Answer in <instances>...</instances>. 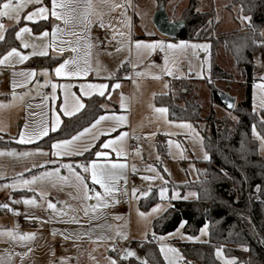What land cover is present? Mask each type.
Here are the masks:
<instances>
[{
    "label": "rangeland",
    "instance_id": "obj_1",
    "mask_svg": "<svg viewBox=\"0 0 264 264\" xmlns=\"http://www.w3.org/2000/svg\"><path fill=\"white\" fill-rule=\"evenodd\" d=\"M231 1H203L204 9L214 13L215 29L213 35L219 42H221L220 39L224 40V36L245 31L248 23V19H243L244 16L239 13L237 7L230 6ZM187 3L188 0H171L166 10L170 16L174 15L176 18L187 6ZM145 10L146 8L137 14L140 27H143ZM200 10L204 12L201 8V1ZM129 11L133 15L131 7ZM261 37L264 38V28L261 30ZM181 42H186V46L165 50L162 57L149 56L143 62H141L142 60H134L136 81L132 83L122 82L121 91L129 92L130 86L134 85L132 137L136 141V147L133 156V172L137 176L134 185H138V187L137 191L133 193V200L135 204H139L142 197H146L153 190H157L159 202L154 206L157 210L153 211L154 208H152L149 212H144L138 209L139 211L131 214L127 208L117 202L116 198L105 203L109 206L107 214L101 220L97 219L95 215L98 208L92 204V200L95 198V189H89V196L92 198H85L83 187L75 181L69 171L65 175L68 177L67 181L54 179L53 181H38L36 184L23 185L19 183L20 180L31 179L35 175V171L30 172L35 169L33 167L35 155L30 157L0 156V205H7V207H0V233H2L0 234V264H14L15 246L33 243H37L34 252L36 264H54L56 259L54 256L58 255L60 264H111L112 260L116 261V254L119 249L116 244L118 242L128 243L124 248L123 257H127L126 259L133 258L143 264L145 261L146 264H151L141 252L142 244L148 242L151 237L155 238L165 264H186L182 252L175 242L196 245L208 240V225L203 226L196 236L184 233V222L183 227L180 225L176 231L170 233L171 235L155 236L153 233V221L172 207L174 202L196 198V192L186 191L182 193L179 187L198 179L195 161L209 159L200 131L191 122L171 121L168 112L165 116L154 111L156 108H162L156 106L154 99L157 95L169 94L172 81H186V85L195 88L202 106L204 119L213 110L217 118L228 116L237 122L238 116L235 112L228 110L223 104L219 105L212 102L211 86H214L221 94L233 97L236 105H238L245 97V80L240 74L233 56L225 50L224 41L218 46L215 58L213 56V44L210 40L171 41L170 43L179 45ZM191 45H208L209 47L207 49L192 48ZM120 54H118L119 58L124 59L122 61H126L130 66L129 48L123 47ZM115 58L114 61L118 59ZM254 62L252 105L253 109L262 115L264 114V87H262L264 86V55L257 53ZM214 64L232 75L230 85L226 82H214L213 84L208 82L212 80ZM140 65L144 66L140 67ZM169 71L171 75L168 74ZM137 73L140 74L137 75ZM149 88L153 90L152 95L144 92L145 89ZM203 126L204 123L202 122L201 127ZM253 129H255V134ZM253 129L252 136L256 139L259 154L264 160V138L256 127ZM158 138H162L161 142L165 145L163 154L157 147ZM42 151L45 152V150ZM0 152L19 154L35 152V150L10 151L0 148ZM206 155L208 159H205ZM26 169H30V171ZM60 169H62L59 171L60 173L65 170L64 168ZM80 174L86 176L87 173L81 172ZM144 177L155 178L148 180ZM85 183L87 184L86 178ZM5 185L14 186L5 187ZM139 188L140 190H138ZM161 189L167 190L163 198L160 194ZM24 191L28 194L17 195ZM35 193L38 196H35ZM29 199H34L36 203L25 204L24 201ZM49 202L55 204L56 207L54 209L49 208ZM36 221L41 226L55 225L58 228L83 224L95 227L101 221L105 231L107 230V238L112 240V243L105 245L104 248L103 245L95 246L101 251H93V254L88 251L87 244L79 243L75 247H71L66 244L60 246L58 243H49L46 232H35V228L39 227L35 225ZM6 230H11L12 235L16 238L13 239ZM20 234L34 235L29 239H20ZM160 237H164V239H160ZM187 237L196 239L189 240ZM54 239L61 240L57 236ZM161 245L166 246L164 253L160 250ZM169 247L177 249L178 253L168 252L167 248ZM217 250H220L221 255H217ZM128 251L134 252L135 255L127 256ZM111 252L113 254H110ZM66 253L67 255L70 254L69 258L64 257ZM165 255L168 256V260H165ZM215 257L221 264H228V262L235 264V260L229 258L222 247L215 249Z\"/></svg>",
    "mask_w": 264,
    "mask_h": 264
},
{
    "label": "trees",
    "instance_id": "obj_2",
    "mask_svg": "<svg viewBox=\"0 0 264 264\" xmlns=\"http://www.w3.org/2000/svg\"><path fill=\"white\" fill-rule=\"evenodd\" d=\"M4 1L0 0V4ZM156 1L158 8H167L171 0ZM200 1L188 0L187 6L174 18V21L184 22L185 27L176 38L170 40H210L214 58L218 46L224 41L225 50L233 56L245 80V97L233 110L238 116L237 122L228 116L217 118L213 110L204 119L195 88L186 85V81H172L169 94L155 97L156 106L167 108L171 121L191 122L200 131L209 159L195 161L198 179L179 187L182 193L196 192V198L174 202L172 207L153 221V233L155 236L168 235L184 222V233L196 236L203 226L208 225L206 242L196 245L175 242L182 252L184 263L221 264L215 257V249L222 247L227 256L235 260V264H264V160L259 154L258 143L252 136V129L256 127L264 138V114L259 115L252 105L254 57L257 53L264 55V38L261 37V30L264 28V0H232L230 6L237 7L242 16L248 17V23L245 31L224 36V40L220 39L221 42L213 35L214 13L202 12ZM50 27V22H40L34 24L33 30L39 33ZM15 31L16 27L11 28L5 39L0 41V58L11 49L19 47ZM60 61L61 59L53 57L36 58L29 66L53 67ZM214 82H226L230 85L232 75L214 64L211 83ZM220 93L211 86L212 102L222 105ZM104 102L105 97L100 96L87 99L82 112L64 118L61 128L37 145L49 148L54 141L68 139L88 127L104 112ZM115 110L118 111V108L115 107ZM161 139L158 138L157 147L163 154L165 145ZM0 148L21 146L7 137H0ZM97 148L82 159L92 160ZM25 194L28 192L17 195ZM158 202L157 190H153L150 195L141 198L139 206L146 212ZM141 252L149 263L165 264L155 238L151 237L148 242L143 243ZM122 257L118 259L119 264H143L133 258Z\"/></svg>",
    "mask_w": 264,
    "mask_h": 264
},
{
    "label": "crops",
    "instance_id": "obj_3",
    "mask_svg": "<svg viewBox=\"0 0 264 264\" xmlns=\"http://www.w3.org/2000/svg\"><path fill=\"white\" fill-rule=\"evenodd\" d=\"M203 1L204 0H201V8L204 12H207L208 10H205L203 7ZM18 2H20V0H13L14 4ZM84 2L85 0H81V7L77 9V14L84 11ZM115 4L122 5V7L113 8L112 5ZM91 5V14L89 16L91 23L86 29L84 24L78 21L71 25H65L63 21L56 20L52 17L51 0H40V3H36L35 0L30 3L27 2V0H24V6L19 9V22H17L14 18L0 17V23L4 25V28L2 29L4 39L7 32L11 28L16 27L15 39L19 44V47L16 49L22 54L29 56V58L23 62H20L18 57L12 56L4 64H0V104L4 105L3 107H0V137H7L21 146V148H11L6 150H35V152L37 150H45L44 153H47L48 155H35V164L44 165L42 168L35 167V169L30 171H35V175H38L42 171H51L57 166L60 169L62 168L60 167L62 164H72L74 170L81 173L83 172V169L77 167V165H88L92 161L104 163L105 158H98L95 154L94 158L90 161H84L82 159L84 155L91 152L96 147H98L96 152H109L110 155L107 158L109 161L113 163L125 164L126 167L124 169L115 170L118 177V179H116L113 183L115 191L107 196L104 195V190L100 187V185L93 183L90 173H87L86 176H84L86 178L88 189L94 188L96 192L101 193L102 199L99 203L95 198L92 200V204L96 205L98 208L95 216L97 219L101 220L103 216L107 214L109 208L108 204L105 206V203H108L111 199L113 200L117 198L116 189L120 179L126 180L128 191L132 200L129 206L124 207L127 208L131 214L136 213L139 211L138 209H140L139 204H135L133 200V189L135 188V191H137L138 187V185H134L136 184L137 176L133 172V156L136 147V141H134L132 137V111L134 107L132 99L134 85L130 86L129 92L121 91L122 82L132 83L133 81H136V78L134 77L136 72L134 60H142L141 62H143L145 59L149 58V56H156V58H159L162 57L163 51L157 48L149 53L145 49H137L136 42L141 41L143 43H152L160 40L165 43H170L173 40L162 36L153 25L154 15L152 16V13L155 11V14L159 9L156 0H91ZM39 7H45L49 10L47 19L36 18L33 21L25 19L28 13L33 12ZM130 7L133 10V15L129 11ZM145 8L146 13L144 14L142 22L143 27H140V21L137 14H140L141 10ZM57 10L60 11V9ZM14 15L15 14H13V16ZM99 20L103 21V27L100 26V23L98 22ZM40 22H50L51 27L36 33L33 30V26L34 24ZM57 26L59 29H64V31H57L56 39L53 41L52 31L53 28ZM21 27H28L31 31L30 33L22 34L21 38L18 39L16 33ZM44 32H47L48 35L42 36L41 34ZM72 32H75L77 35H70ZM68 41H71V44L67 43ZM23 43H27L29 47L24 48ZM72 47H76L78 49L77 52H72ZM123 47H126V49L129 48L128 58L130 60V66L126 63V61H122L124 59L119 58L118 54H120ZM61 48L64 49L62 52L59 50ZM45 50L47 51V55H32L33 52L39 53ZM7 53H5L2 57H4ZM43 57L58 58L61 59V61L53 67L29 66L33 59ZM114 57L118 59L115 58L116 61H114ZM65 60H75L81 68L85 67V62H87V66L90 70L86 76L57 77L54 69ZM77 64L67 65L66 70H75ZM144 65H140V67ZM20 73H34V75H20ZM14 81L18 85L15 88L12 86ZM51 84H56L58 86L55 92H53ZM64 84L71 85V88L65 90L59 87ZM81 84H105L107 87L103 89V96L95 90H91V95H84L80 89ZM115 84H119L120 86L118 88H113V85ZM85 91L90 90L85 89ZM144 92L148 95L153 94V90L150 88L145 89ZM13 93H15V98H13ZM73 93L84 105V107L79 111H75L76 102L73 99ZM66 94L67 104H65ZM94 96L105 97V102L102 105L104 112L100 114L95 121L101 116H124L126 117V122L116 126L115 131L107 132V128L116 125L117 122L114 120L101 121L95 129H92L90 133L75 142L81 147V150H83L84 147H88V151H84L82 155L63 157L53 156L52 144L60 140L51 143L49 148L37 145L49 134L57 132L61 128L64 118H70L82 112L86 106V100ZM45 97H47V99H45ZM122 97L124 98L123 103L125 104V107L123 108L121 107ZM115 107L118 108V111L115 110ZM62 108H65L68 111H73L74 114L66 116L64 115ZM54 115H59L61 123L55 131H52L51 124L53 122ZM95 121H93L86 128H89ZM25 125H27V127H25ZM45 125L49 127V132L46 136L34 139L31 142H19L21 132H24L27 136L29 133L40 129ZM97 132L104 134H100L98 138L93 140L92 136ZM121 133L127 134L122 142L126 155L118 157L111 149L102 148L105 141L113 139ZM75 135H77V133ZM132 140L133 142H131ZM45 161H55V163H45ZM64 169L63 173L59 172V175L65 176L68 174L69 170L66 168ZM60 171H62V169H60ZM138 190H140V188ZM35 196L38 195L35 193ZM152 208H154V206ZM39 224L40 223L38 222L37 225L39 227L35 228V232H46L49 243H58L60 246L66 244L71 247H75L79 243L87 244V249L90 254H93V251H101L100 248H95V246L103 245L104 248L105 245L112 243V240L107 238V230L105 231L101 221L99 222V225L96 224L95 227H89L86 224H83L74 225L73 227L58 228L55 225L41 226ZM55 236L61 238V240H55ZM36 245L37 243L15 246L14 264L35 263L34 252ZM110 254H113V252ZM64 257L69 258L70 254L67 255L66 253L64 254ZM54 259V264H60L59 255L54 256ZM116 261L117 264H119L117 256Z\"/></svg>",
    "mask_w": 264,
    "mask_h": 264
},
{
    "label": "snow or ice",
    "instance_id": "obj_4",
    "mask_svg": "<svg viewBox=\"0 0 264 264\" xmlns=\"http://www.w3.org/2000/svg\"><path fill=\"white\" fill-rule=\"evenodd\" d=\"M27 2H33V0H27ZM36 3H40V0H35ZM52 4V9H51V16L54 17L56 20H61L65 25H71L74 22H80L84 24L85 29L88 27V25L91 23L89 20V16L91 14V0H85L83 4L84 11L80 12L77 14V9L81 7V0H51ZM24 6V0H20L18 3H13V0H5L2 4H0V17H8V18H14L17 22H19L20 16H19V9H21ZM113 8L116 7H122V5L115 4L112 5ZM57 9H60L58 11ZM49 10L45 7H39L35 9L33 12H30L27 14L25 17L26 20L33 21L36 18H43L47 19ZM13 14H15L13 16ZM243 19L247 20L249 19L248 17H243ZM100 26L103 27V21L99 20ZM4 28V25L0 23V40L4 39L2 29ZM30 29L28 27H21L19 31H17L16 36L17 38H21L22 34L24 33H30ZM57 31H64V29H59L58 26L53 28L52 31V37L53 41L56 39ZM42 36H47L48 33L44 32L41 34ZM72 36H76L77 34L75 32L70 33ZM67 43L71 44V41H68ZM186 42H181L179 45L171 44V43H165L164 41H154L152 43H143L141 41L136 42V48L137 49H145L149 53L151 51L156 50L157 48L160 49L161 51H165L168 49H173V48H178V47H185ZM23 47L27 48L29 45L27 43H23ZM192 48H203L207 49L209 46L208 45H191ZM55 50V49H54ZM61 52L64 50L63 48L59 49ZM76 47H72L71 51L72 52H77ZM47 55V51H41L39 53L33 52L32 55ZM16 56L19 58L20 62H23L29 58L28 55H24L21 52H19L17 49L13 48L11 49L4 57L0 58V64H4L10 57ZM69 64H77V61L75 60H65L63 63H61L58 67L54 69L55 75L57 77L60 76H86L88 74V71L90 70L89 67L87 66V62H85V67L81 68L78 64L75 70H66V66ZM140 73H137L139 75ZM169 75H171V72H168ZM20 75H34V73L31 74H26V73H20ZM158 78V77H157ZM13 88L17 87L18 85L13 82ZM120 85L115 84L113 85V88H118ZM51 87L53 89V92H55L56 88L58 87L56 84H51ZM59 87L68 90L71 88V85L69 84H64L60 85ZM107 85L105 84H81L80 89L81 92L84 95H91V90L98 91L101 96L104 95L103 89H105ZM264 87V86H262ZM85 89H88L90 91H85ZM73 99L76 102V108L75 111H79L81 108L84 107L83 103L80 102V99L75 96V94H72ZM13 98H15V93H13ZM47 99V97H45ZM123 97H122V103L121 107H125V104L123 103ZM65 104H67V94L65 96ZM4 105L0 104V107H3ZM231 106V105H230ZM62 111L64 112V115L66 116H71L74 114L73 111H68L65 108H62ZM157 113H160L162 115L167 114V108H156L154 109ZM104 120H114L116 121V125L110 126L107 128V132L115 131L116 126H119L120 124H123L126 122V117L124 116H101L99 119H97L89 128L83 129V131L77 133V135L71 137L70 139L67 140H60L56 143L52 144V155L56 157H63V156H71V155H82L84 151H88V147H84L83 150H81V147L76 144V141H79L81 137L85 136L86 134L90 133L92 129H95L97 125L101 123V121ZM61 123L59 115H54L53 122L51 124V130L55 131L59 124ZM186 127H191L190 125H185ZM27 127V125H25ZM254 134H255V129H253ZM49 132V127L45 125L44 127L33 131L29 133L27 136L25 135L24 132H21L20 134V143H25V142H31L34 139H39L42 136H46ZM100 134H104L101 132H97L92 136V139L95 140L98 138ZM127 134L126 133H121L117 137L107 140L103 143L102 148L104 149H111L113 152L116 153V155L123 156L126 155V152L124 151L123 148V140ZM43 155L46 156L48 155L47 153L42 152L41 150H37L36 152H23V153H15V152H9V153H4L0 152V156L3 155H10V156H21V157H30L34 155ZM96 157H103L105 158L104 163H98L97 161H92L88 165H77V167H80L83 169L84 173H90L91 180L93 181L94 184L100 185L101 188L104 190V195L107 196L115 191V188L113 186V183L116 179H118L116 175L117 169H124L126 167L125 164L122 163H113L109 161L107 158L109 157V152L107 151H97L95 153ZM205 159H208L207 155L205 156ZM45 163H55V161H45ZM33 167H44L43 164L37 165L33 164ZM62 168H66L69 170V172L72 174L74 177L75 181L79 182V185L83 187L85 198L90 199L92 197L89 196V189L87 184L85 183V177L82 176L79 172H76L73 168L72 164H62L60 165ZM30 171V169H26ZM59 168H54L51 171H44L41 172L39 175H33L31 179H22L19 181V183L23 185H31V184H36L38 181L43 182V181H53L54 179H59L61 181H67L68 177L66 176H60L59 175ZM154 171V169H153ZM155 177H144V179H154ZM14 185H5V187H11ZM166 189H161V197L163 198L165 195ZM133 193H135V189H133ZM95 199L98 201V203L101 201V193L100 192H95L94 193ZM25 204H34L36 201L34 199H29L24 201ZM106 206V205H105ZM0 207H7V205H0ZM49 208H55L56 205L49 202L48 203ZM95 207V206H94ZM159 208V206H157ZM157 209L154 208L153 211H156ZM141 215H144V213H141ZM181 227H183V223L181 224ZM7 234L12 236L13 239L16 237L12 235L11 230H6ZM2 234V233H0ZM34 234H20V239H29L33 236ZM171 235V234H170ZM126 238V237H124ZM189 240L196 239L194 237H187ZM160 239H164V237H160ZM166 246L161 245V252H165ZM168 252L172 253H178L177 249L174 248H167ZM135 253L132 251L127 252V256H134ZM217 255H221L220 250H217ZM122 258H127V257H122ZM165 260H168V256L165 255ZM111 264H117L115 260L111 261ZM146 264V261L144 262ZM228 264H231V262H228Z\"/></svg>",
    "mask_w": 264,
    "mask_h": 264
},
{
    "label": "water",
    "instance_id": "obj_5",
    "mask_svg": "<svg viewBox=\"0 0 264 264\" xmlns=\"http://www.w3.org/2000/svg\"><path fill=\"white\" fill-rule=\"evenodd\" d=\"M153 25L162 36L169 39L176 38L185 27V23L181 21L169 22V14L164 6H161L154 14ZM219 96L222 104L233 111L236 105L235 99L221 93Z\"/></svg>",
    "mask_w": 264,
    "mask_h": 264
},
{
    "label": "built area",
    "instance_id": "obj_6",
    "mask_svg": "<svg viewBox=\"0 0 264 264\" xmlns=\"http://www.w3.org/2000/svg\"><path fill=\"white\" fill-rule=\"evenodd\" d=\"M169 22L173 23L174 22V15H169ZM208 82H212V80H209ZM133 142V140L131 141ZM116 196H117V201L120 205L122 206H129L131 204V195L128 191V185L126 180L120 179L117 185L116 189ZM36 225L38 222L35 223ZM128 245L127 242H118L117 246L119 248L117 258L119 259L124 252V248Z\"/></svg>",
    "mask_w": 264,
    "mask_h": 264
}]
</instances>
